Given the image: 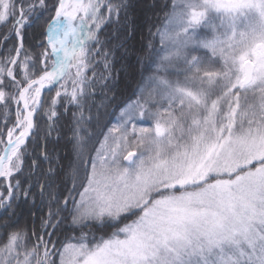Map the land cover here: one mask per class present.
I'll use <instances>...</instances> for the list:
<instances>
[{"label":"snow or ice","instance_id":"snow-or-ice-1","mask_svg":"<svg viewBox=\"0 0 264 264\" xmlns=\"http://www.w3.org/2000/svg\"><path fill=\"white\" fill-rule=\"evenodd\" d=\"M0 264H264V0H0Z\"/></svg>","mask_w":264,"mask_h":264},{"label":"trees","instance_id":"trees-1","mask_svg":"<svg viewBox=\"0 0 264 264\" xmlns=\"http://www.w3.org/2000/svg\"><path fill=\"white\" fill-rule=\"evenodd\" d=\"M120 69H119V66H117V71H119ZM138 78V77H137Z\"/></svg>","mask_w":264,"mask_h":264}]
</instances>
